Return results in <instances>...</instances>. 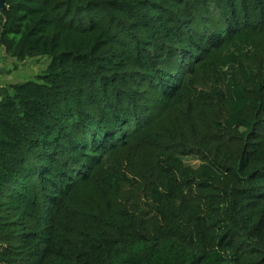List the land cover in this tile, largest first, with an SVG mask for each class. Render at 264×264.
I'll use <instances>...</instances> for the list:
<instances>
[{"label":"trees","instance_id":"trees-1","mask_svg":"<svg viewBox=\"0 0 264 264\" xmlns=\"http://www.w3.org/2000/svg\"><path fill=\"white\" fill-rule=\"evenodd\" d=\"M0 46L50 57L0 87V264H264V0H6Z\"/></svg>","mask_w":264,"mask_h":264},{"label":"rangeland","instance_id":"rangeland-1","mask_svg":"<svg viewBox=\"0 0 264 264\" xmlns=\"http://www.w3.org/2000/svg\"><path fill=\"white\" fill-rule=\"evenodd\" d=\"M0 63L5 68L2 71L5 74L7 71H15L16 76L12 79L11 82H21L29 79H34L38 74L43 73L50 62V57L41 56V57H31L28 58L25 62H19L15 66L16 63L10 61L7 57H3L2 53H0ZM7 70V71H6ZM186 163L196 166L198 161L193 157H186Z\"/></svg>","mask_w":264,"mask_h":264},{"label":"crops","instance_id":"crops-1","mask_svg":"<svg viewBox=\"0 0 264 264\" xmlns=\"http://www.w3.org/2000/svg\"><path fill=\"white\" fill-rule=\"evenodd\" d=\"M0 53H2L3 57H7L8 59H10V61H13V62L15 61L14 62V63H16L15 66L17 65L18 61L15 58L6 54V52L2 46H0ZM4 69L5 68L0 63V87H4V86H7L9 84L15 83V82H11V81L16 76V70L15 71H7L6 70L7 72L5 74H3L2 71H4ZM0 100H1V97H0Z\"/></svg>","mask_w":264,"mask_h":264},{"label":"water","instance_id":"water-1","mask_svg":"<svg viewBox=\"0 0 264 264\" xmlns=\"http://www.w3.org/2000/svg\"><path fill=\"white\" fill-rule=\"evenodd\" d=\"M6 7V0H0V10H3Z\"/></svg>","mask_w":264,"mask_h":264}]
</instances>
